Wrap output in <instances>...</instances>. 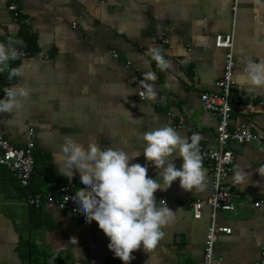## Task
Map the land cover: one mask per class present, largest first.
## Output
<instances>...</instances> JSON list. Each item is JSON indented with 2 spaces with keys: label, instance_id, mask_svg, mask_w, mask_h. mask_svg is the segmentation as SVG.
<instances>
[{
  "label": "crops",
  "instance_id": "obj_1",
  "mask_svg": "<svg viewBox=\"0 0 264 264\" xmlns=\"http://www.w3.org/2000/svg\"><path fill=\"white\" fill-rule=\"evenodd\" d=\"M12 1L0 0V42L11 36L22 41L20 50L36 54L10 61L23 66V75L9 80L8 70L0 73V96L14 84L30 89L19 109L0 113V133L23 147L33 128L38 162L29 188L0 164V264H124L95 220L47 206L36 209L23 204V197L43 192L51 179L81 187L78 171L69 181L57 164H63L61 146L68 135L85 147L95 142L129 154L141 151L131 161L141 164L143 133L166 124L189 138L199 133V143L216 148L220 118L204 108L201 95L218 91L226 54L216 44L220 34L234 36L233 91L240 100L231 124L264 134V106L257 99L264 86L252 84L247 71L249 62H264V0H15L29 24L14 18ZM153 50L169 62L167 69L152 58ZM127 62L142 69V79ZM149 72L155 80L147 78ZM142 81L153 86L154 100L139 96ZM231 147L235 164L229 181L240 207L216 212L217 224L232 232L218 234L213 264H256L264 247V206L253 202L264 199V144ZM174 162L180 167L183 160ZM203 167V188L185 190L177 178L155 192L177 211L157 246L134 250L129 264L203 260L215 212L206 204L196 218L189 206L212 194V170ZM158 172L149 162L148 175L156 178ZM238 174H244L243 182Z\"/></svg>",
  "mask_w": 264,
  "mask_h": 264
},
{
  "label": "clouds",
  "instance_id": "obj_2",
  "mask_svg": "<svg viewBox=\"0 0 264 264\" xmlns=\"http://www.w3.org/2000/svg\"><path fill=\"white\" fill-rule=\"evenodd\" d=\"M19 39L9 36L7 43L0 42V73L8 70V79L23 75V66L12 67L10 61L20 58L16 47ZM152 58L161 69H167L169 62L158 50H153ZM249 79L256 86H264V62H249ZM149 80H155L154 73H147ZM147 88L146 95L155 99L153 86L142 81ZM0 96V113H12L19 109L21 98L30 95L24 85H12L3 89ZM145 93H141L143 98ZM144 164L131 161L141 155V151L129 154L122 148L98 147L92 142L85 147L72 136L65 137L61 146L63 164L59 171L72 180L76 172L80 175L81 187L71 196L87 222L95 220L100 229L110 238L108 248L124 264L134 259V250L143 246L145 251L154 249L164 236L163 228L174 219L173 211L164 199L157 203L155 192L166 190L179 178L185 190L203 188L205 169L200 154L201 135L182 136L172 125L166 124L143 133ZM181 157L180 167L175 158ZM149 162L159 169L158 176L148 175ZM243 182L244 174L236 176ZM69 199V198H68ZM74 242L75 240H71Z\"/></svg>",
  "mask_w": 264,
  "mask_h": 264
},
{
  "label": "built area",
  "instance_id": "obj_3",
  "mask_svg": "<svg viewBox=\"0 0 264 264\" xmlns=\"http://www.w3.org/2000/svg\"><path fill=\"white\" fill-rule=\"evenodd\" d=\"M9 8L13 12L16 20L20 21L23 19L24 23L29 24V19L23 17L17 1H12ZM167 41L168 40H166V42ZM216 44L218 47L226 49L223 74L216 82L218 91L205 92L201 95V99L204 108L207 111L218 115L220 118L217 133L218 146L213 148L208 144L199 143L203 164L208 165L212 170L213 191L208 198L193 201L189 204L196 218H200L202 216V209L206 204L213 208L215 215L208 229L203 260L201 262L189 264H213L215 260V249L218 234L221 232L230 234L232 232V228L228 226H219L216 220V212L219 210L236 211L238 207H240V204L234 201V187L229 181V177L235 164V152L232 149L231 144H264L263 133H257L249 126L240 125L233 127L231 124L234 105L240 100V96L233 91V86L235 84L234 70L236 65L233 34L218 35ZM18 50L21 52V57H28L36 54L34 52L22 51L19 48ZM114 55L117 56L118 54L114 52ZM127 65L133 69L140 79L143 78V71L139 66L132 64V62H127ZM146 92L147 88L145 86H141L138 91L139 96L141 93H145L143 98L140 96L141 99H149ZM257 99L258 103L261 106H264V96ZM34 134V129L30 128L28 131L26 145L18 147L12 144L10 140L0 133V164L6 167L21 183V185L26 188L30 187L36 166V159L34 155L36 141ZM79 188L80 187L75 182H60L57 180H51L48 182L46 190L37 193L29 191L23 197L22 202L23 204L36 209H40L45 206L57 208L58 210L77 215L83 220H86L83 215L79 214V210L76 209V202L71 199V196H73ZM159 201L160 200H157V203H159ZM165 201L169 204L167 200ZM248 203H250V201H246L243 204ZM171 204L173 206L176 205V203ZM253 206H264V199L253 202ZM256 264H264V247L261 249L260 258Z\"/></svg>",
  "mask_w": 264,
  "mask_h": 264
},
{
  "label": "trees",
  "instance_id": "obj_4",
  "mask_svg": "<svg viewBox=\"0 0 264 264\" xmlns=\"http://www.w3.org/2000/svg\"><path fill=\"white\" fill-rule=\"evenodd\" d=\"M34 155H35V159H36V166L35 167H37V162H38V155H37V153L34 151ZM4 168H6V167H4ZM6 170H8L7 168H6ZM9 171V170H8ZM9 174L15 179V180H17L13 175H12V173L9 171ZM51 180H53V179H51ZM51 180H49V181H51ZM21 184V183H20ZM22 186V185H21ZM24 187V186H23ZM25 188V187H24Z\"/></svg>",
  "mask_w": 264,
  "mask_h": 264
}]
</instances>
